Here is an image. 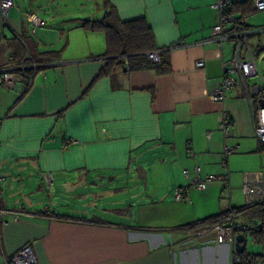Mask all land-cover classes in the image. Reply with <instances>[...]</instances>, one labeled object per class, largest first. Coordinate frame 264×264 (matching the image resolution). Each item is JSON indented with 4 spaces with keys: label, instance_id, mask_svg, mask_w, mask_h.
<instances>
[{
    "label": "crops",
    "instance_id": "0c3cea01",
    "mask_svg": "<svg viewBox=\"0 0 264 264\" xmlns=\"http://www.w3.org/2000/svg\"><path fill=\"white\" fill-rule=\"evenodd\" d=\"M14 2L7 27L0 26V67L29 65L42 54L53 65L31 82L0 88V209L7 222L0 264L27 246L37 264H232L234 247L217 218L237 206L230 196L223 200L222 184L207 183L183 202L171 195L197 166L205 175L227 174L264 152L250 108L260 105L258 98L251 95L249 105L238 86L224 102L210 98L232 47L204 43L215 23V0ZM231 2L233 9L250 0ZM106 7L121 22H147L168 72L133 69L134 62L121 58L98 76L109 59L106 35L80 28L79 20H98ZM27 14L44 25L32 33ZM245 16L251 26H264L254 20L257 13ZM180 40L186 46L172 48ZM250 43L260 70L264 34ZM246 82L259 84L257 78ZM225 113L231 134L224 139L218 125ZM68 140L77 143L63 149ZM225 146L237 147L226 169ZM235 220L248 228V253L247 238L256 240L261 222L244 214Z\"/></svg>",
    "mask_w": 264,
    "mask_h": 264
},
{
    "label": "built area",
    "instance_id": "2783aa9c",
    "mask_svg": "<svg viewBox=\"0 0 264 264\" xmlns=\"http://www.w3.org/2000/svg\"><path fill=\"white\" fill-rule=\"evenodd\" d=\"M251 9L254 13L264 12V0H250ZM233 3L231 0H215L211 5L214 10L216 19L211 29L210 36L204 43H212L218 47H222L227 43H231L232 47L228 59L223 60L222 76L220 84L211 92L210 98L215 102H224L227 95L235 87H240L244 92L246 99L249 102L251 95L258 98L260 105L254 110L251 106V115L253 118V128L255 138L264 146V75L261 74L256 53L253 51L250 40L264 34V26H251L248 17H236L231 12ZM15 7L14 0H0V26L7 27L9 11ZM26 21L32 24L34 30L44 25L43 20L34 14H27ZM184 40L176 42L172 48L185 47ZM161 51L149 53L147 56L153 62L160 61ZM27 59H31L27 56ZM51 62H39L31 60L29 65L24 61L16 65L0 67V88L10 91L15 85L22 80L31 82L33 76L39 73L42 69L52 66ZM196 66L201 68L203 61H197ZM30 73V74H29ZM257 78L259 84L253 85L250 88L247 86V80ZM231 118L228 114H224L221 122L218 125V131L225 139L231 134ZM209 137V135H208ZM77 142L68 140L63 144V149L75 145ZM237 152L236 146H225L221 157L223 158V168L226 169V159L229 155ZM190 156L192 153L188 150ZM183 176L189 178L190 174L187 170H183ZM46 182L51 185L52 177L45 176ZM220 182L223 186V191L230 192V180L227 174L211 176L203 174L201 167H195L193 176L185 186L173 189L172 199L175 202H183L188 200L189 194L192 191L202 190L207 183ZM244 204L247 207H252L260 203H264V177L260 171L245 173L240 187ZM236 211L229 209L217 218L218 221H223V231L225 241L234 247L235 237L239 234H245L248 228L236 223ZM7 224L5 220V212L0 209V234L1 229ZM235 252V247H234ZM239 258L234 253L231 258V263L238 262ZM5 264H37V258L30 246L24 247L11 257L5 260Z\"/></svg>",
    "mask_w": 264,
    "mask_h": 264
},
{
    "label": "trees",
    "instance_id": "16d2710c",
    "mask_svg": "<svg viewBox=\"0 0 264 264\" xmlns=\"http://www.w3.org/2000/svg\"><path fill=\"white\" fill-rule=\"evenodd\" d=\"M246 6L245 8H243ZM240 11L242 16L251 13V1L248 5L236 4L231 12ZM247 17V16H246ZM80 28L90 31H101L106 35V52L105 55L109 58L107 66L104 67L99 77L109 73L110 65L118 62L121 58H126L130 63H135L133 69H152L157 73L168 72V62L162 58L160 61L153 62L148 58V54L161 51L156 49L151 28L144 19L133 20L129 22H121L117 12L112 7H106L103 16L98 20H79ZM35 61L50 62L42 55L34 57ZM237 214H244L250 218L254 217L261 222V226L257 231L256 241L262 242L264 234V203L257 204L252 207L242 205L234 207ZM223 214V213H221ZM220 214V215H221ZM219 215V216H220ZM223 225V221H219ZM239 260L233 264H264V254H248L245 251L241 254L235 252Z\"/></svg>",
    "mask_w": 264,
    "mask_h": 264
},
{
    "label": "rangeland",
    "instance_id": "374dc122",
    "mask_svg": "<svg viewBox=\"0 0 264 264\" xmlns=\"http://www.w3.org/2000/svg\"><path fill=\"white\" fill-rule=\"evenodd\" d=\"M85 20H89V18H84ZM254 20L264 21V12L257 13V17ZM264 69V63L260 64V71ZM230 175V192L227 193L222 191V198L225 202L231 197V204L237 207H241L244 204L243 196L241 194V176L242 173H252L256 171H260L264 174V152L261 154H250L244 160L237 163L234 167L230 166V170H227ZM223 174L225 171L222 172ZM227 173V172H226ZM221 174V173H220ZM222 186V185H221ZM223 187V186H222ZM230 196V197H229ZM130 198V197H129ZM132 198V197H131ZM134 198V197H133ZM127 201H130L128 199ZM79 207L84 209L87 207V203L83 201V203H79ZM130 212V209H128ZM252 227L251 225H249ZM247 252L250 254H263L264 253V241L259 242L256 241L253 237L247 238Z\"/></svg>",
    "mask_w": 264,
    "mask_h": 264
},
{
    "label": "water",
    "instance_id": "95a60500",
    "mask_svg": "<svg viewBox=\"0 0 264 264\" xmlns=\"http://www.w3.org/2000/svg\"><path fill=\"white\" fill-rule=\"evenodd\" d=\"M67 187V186H66ZM246 246V238L243 234H239L235 237V252L241 254L244 252Z\"/></svg>",
    "mask_w": 264,
    "mask_h": 264
}]
</instances>
